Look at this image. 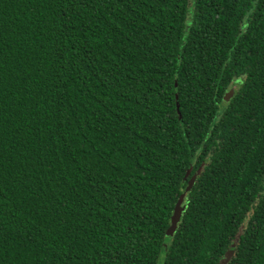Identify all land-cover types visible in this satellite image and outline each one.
Masks as SVG:
<instances>
[{"label": "trees", "instance_id": "obj_1", "mask_svg": "<svg viewBox=\"0 0 264 264\" xmlns=\"http://www.w3.org/2000/svg\"><path fill=\"white\" fill-rule=\"evenodd\" d=\"M229 249L264 264V0H0V264Z\"/></svg>", "mask_w": 264, "mask_h": 264}, {"label": "water", "instance_id": "obj_2", "mask_svg": "<svg viewBox=\"0 0 264 264\" xmlns=\"http://www.w3.org/2000/svg\"><path fill=\"white\" fill-rule=\"evenodd\" d=\"M233 92H234L233 88L229 89L225 93L224 99L229 100L231 98V96L233 95ZM177 107H178V103H177ZM189 172H190V168L187 169L184 178H187ZM195 178H196V174H192V176L188 179V182H187V185H186L184 191L180 194V196L178 197V200L176 201V203L174 205L173 212H172L171 218H170L171 223H170V227L168 229L170 233H172L175 230L176 225L180 220L181 213L184 209V206L182 205L184 195H185L186 191H188L192 187V185L195 181ZM239 234H240V232L237 234L236 240L239 238ZM234 245H235V243L232 244V246H234ZM232 255H233V250L232 249L227 250L224 254L223 259L220 260V264H226L230 260Z\"/></svg>", "mask_w": 264, "mask_h": 264}]
</instances>
